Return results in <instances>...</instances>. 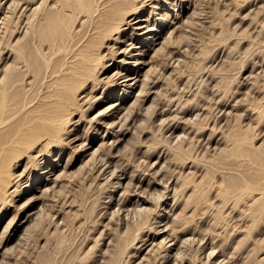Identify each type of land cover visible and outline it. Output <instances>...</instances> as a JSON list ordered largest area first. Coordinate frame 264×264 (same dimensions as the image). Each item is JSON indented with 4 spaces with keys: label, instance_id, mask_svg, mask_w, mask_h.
<instances>
[{
    "label": "rangeland",
    "instance_id": "1",
    "mask_svg": "<svg viewBox=\"0 0 264 264\" xmlns=\"http://www.w3.org/2000/svg\"><path fill=\"white\" fill-rule=\"evenodd\" d=\"M12 1L0 0V47L4 49L0 66L7 68L14 62L13 56L5 60L11 52L4 46L22 41L26 62L20 68L22 86L26 85V72L32 74L33 59L38 57L42 62L41 73L30 75L31 84L26 85L35 87L36 100L40 101L51 69L64 61L65 52H47L39 43L36 27L35 37L24 33L23 27L17 28L14 20L26 3L23 1L24 6L16 0L21 5L18 8L14 2L20 10L16 14L12 13ZM132 6L139 8L141 26L154 28L148 32L157 38V44L149 48L137 42V50L131 47L135 34L128 24H123L126 30L113 36L125 40L121 43L97 34L95 43L102 59L89 74L98 77L103 63L111 67L100 75L103 80L97 92L87 89L92 82L77 91L81 92L73 103L79 107L73 119L82 115L84 120L76 133L65 139L69 144L51 150L50 155L33 151L13 168L18 187L28 193L13 199L2 218L0 213V234L15 233L18 222L29 226L19 230L23 238L14 235L11 242L1 245L0 253L13 247L8 257L0 255V264H264V210L253 214L249 209L251 199L264 188V0H140ZM47 9L43 8L42 14ZM66 12L73 16L74 29L88 35L92 24L85 22L80 27L83 16ZM5 13L13 17L3 26ZM134 17L126 19L133 23L138 20ZM149 27L135 32L141 37ZM128 47L132 53L142 48L140 61L146 64L140 63L136 70L133 65L130 76L138 77L129 81L137 82L133 87L116 89L110 86L111 81L127 74L121 66L135 63L136 58L121 53ZM142 91L149 93L147 97ZM82 96L88 99L83 102L85 98L79 99ZM113 102H122L121 108H111ZM184 108L187 112L182 111ZM108 126L119 129L116 137L106 136ZM76 135L79 139L73 143ZM92 136L97 139L92 141ZM236 142L247 150L244 155L234 152ZM95 149H99L98 154ZM94 152L96 162L92 165ZM54 163L57 168H53ZM92 166L96 170H91ZM119 168L118 173H109ZM61 172H66L62 178ZM106 173L115 177L107 179L110 175ZM58 174L60 179L55 178ZM12 220L15 222L9 223ZM159 229L163 231L157 232ZM192 238L198 239L193 243ZM164 239L171 248L167 252L161 249L166 244ZM190 243L192 247L187 245ZM211 244L215 249L211 250Z\"/></svg>",
    "mask_w": 264,
    "mask_h": 264
},
{
    "label": "bare ground",
    "instance_id": "2",
    "mask_svg": "<svg viewBox=\"0 0 264 264\" xmlns=\"http://www.w3.org/2000/svg\"><path fill=\"white\" fill-rule=\"evenodd\" d=\"M21 1H22V3H23V1H24V3H26V7H24V8L22 7L23 10L21 11V15L19 14L17 16L16 14L18 13V10H19L18 8H21L20 7L21 5L19 4V3H21ZM21 1H19V3H17V1L14 0V2H16L17 5H19V7L13 1H12V4H11L12 6H13V4L16 5V6L14 5V8L18 7L17 8L18 10H16V8H15V10L12 11V13H15L17 11L16 14H15L17 16V19H15V20L12 19V20H14L16 22V24H19V25H17L18 26L17 28L23 27L22 29H26V31L24 33L30 32L32 37H35V32L38 33L39 43L41 45L46 46L47 52H52V54H55V53L63 51L65 53H64V56H63L64 57V61L63 62H58L56 67L54 69H51V71H50V73L48 75L50 78H49V80L47 82L46 90L41 95L40 101H37L36 100L37 96H36V92H35V87L32 88V86H30L29 88H27L26 85L31 84V80H28L30 75L33 74V76L35 77L39 73H41L42 62L39 61L38 57H35L33 59L32 64L30 66L32 74H29V72H26V74H25V76L27 75L26 76V80H25L26 85L22 86V83H21L22 74L20 72V68H22V67H24L26 65L25 58L22 56L24 43H22V41L19 42L18 39H17L16 40V44H8V46L6 44L4 46L5 50L9 49V52H11L10 56L6 55L7 57H6L5 60L6 61L8 59L11 60L10 58H11V56H13V60L12 61H14V62H13V64L11 66H9V65L6 66L7 68H5V64H3L5 62L1 63L4 66L3 65L0 66V213L2 214L1 218L3 217V214L8 211V206L10 204L12 205L13 199H17L16 198L17 196H23L26 193H28V190H26V189L21 190V188L18 187V185H20V184H17L19 182H18V179H16L15 172H13V170H14L13 168L18 166L20 164L19 162L22 159H24L26 156H28L29 153H31L33 151H38V153L42 152V153H44L46 155H50L52 153L51 150H55L58 147L59 148L63 147L66 143H68V142L65 141V139H67V138H69V136L75 134L76 131H77L78 126L80 125L79 123H81V121L84 120L82 115L77 120L73 119V115L75 114L76 110L79 107V105H75L73 103L75 96L76 95L79 96V94L81 92L80 91L77 94V91H79L82 88L84 83H88V82H92V85L87 87V89H89V92L90 91L94 92L97 89H99V87L101 86V82L103 80V77H101L100 75H102V73L105 72V71L107 72V70H109L110 67H111V64L103 63L101 68H100V71L98 72L99 73L98 77H92L89 74V72L92 71L93 69L94 70L97 69V67L99 65V62L102 59V56L98 53V47H97V45L95 43V38L97 37V34L102 35L103 37H105V39H113L114 41H116L118 43H121V42H124L125 40H120V39H118V37H113V36L115 34H119V33L123 32L124 30H126L127 27H123V24H128L130 29L134 30L133 33L135 34L134 37L131 36V38L133 39V42H131V44H130V45H132L131 47H133V48L137 47L138 48L139 46L138 45L136 46L137 42L144 43V45L149 46V48H152L154 43L157 44V42H156L157 38H153L151 36V34H149V32L151 30H153L154 28H150L148 25L141 26V23H142L141 22L142 19H140L141 15H137V14L140 13L139 12V8H138V6H132L134 1H140V0H56V1H53V0H41V1H39L40 3L38 2L39 4H37V6L34 5L35 6L34 8H32V5L35 2L37 3L38 0L37 1H35V0H21ZM47 2L49 3V5H47L48 4ZM24 3H23V5H24ZM11 5H9V8L12 10L13 7L11 8ZM43 5H44V7H42ZM43 8H48V9H47V11L45 13L42 14ZM1 9H2V7H1ZM2 10H5V6H3ZM6 10L8 11L9 9H6ZM11 10H9V11H11ZM66 10H70L71 12H79V14H81V16H83V19L81 21L80 27L83 26L85 22H90L92 24V28H90L89 31H88L89 34L88 35L86 34L87 36L85 35V32H84V34H80L79 28L77 30L74 29L73 16H72L71 13L66 12ZM3 12H5V11H3ZM22 14H24V15H22ZM7 15H8V13L5 15L7 18L4 19L5 23H3V26L8 25L7 22H9V21L7 19L10 20L13 17V16H11L13 14H10V16L8 15L9 17ZM132 15H135L134 19H136V18L138 19L136 22L135 21L133 22V23H138V26H136V27L133 26V23H131L132 20L127 21V19H126L127 17L132 16ZM14 21H12V22H14ZM148 21L149 20H147V22ZM23 23H25V24H23ZM35 27H36V31L34 32ZM144 27H149V30L148 29L145 30V32H143L141 37L138 36L139 35V31L135 32V30L136 29H141V28H144ZM6 28H8V27H6ZM14 29H16V28H14ZM75 30H76V33L74 34ZM1 31H3V30L1 29ZM27 35H29V34H26V36ZM148 39H151V40H148ZM1 45L2 44H1V41H0V46ZM69 47L71 49L69 51H66V50H68ZM137 48H136V50H137ZM3 51H4V49L0 47V55L3 53ZM142 51H143V49L139 48V51H136V53H132V50H129V47H128V48H125L121 52V53H126L127 52L125 55L128 56L129 58H133V57L136 58L135 59V63H132V66H128V67H126V65L125 66L122 65L121 67L124 70H126L127 74L121 75L119 77H116V80L114 79V80L111 81L112 83L110 82L111 83L110 86L112 85L113 88L117 89L118 87H121L122 85L125 86V87H133L134 86L133 84L137 83V82H134V81L133 82H129V81L133 80V79H135L137 77V76H134V75H133V77L130 76L131 72L134 71L133 65H134V68L136 70L140 63H145L146 62V61L145 62L144 61H140V59H141L140 55H142V53H144ZM115 52L118 53L117 51H115ZM5 53L7 54V52H5ZM172 53H173V51H172ZM173 56L175 57V54ZM122 60L123 59H121V61ZM128 61L125 62V63H128ZM6 64H7V62H6ZM166 65L167 64H165V66ZM169 66H168V68H169ZM166 69L164 70L165 72H166ZM118 74H119V72H118ZM164 75H163V77H164ZM121 77L122 78L125 77V79L119 80V78H121ZM135 81H137V79ZM156 81L158 82L159 80H156ZM155 84H157V83H155ZM150 87H151V85H150ZM123 89H124V87H123ZM141 90H143V89H141ZM125 91H126V89H125ZM144 92H146V91H144ZM144 92L142 93V95L144 94ZM140 93H141V91H140ZM148 94L146 92V97H147ZM79 99H84L83 100V102H84L88 98H86V96L85 97L82 96ZM121 104H122V102H118V103H115V104L113 102V103H111L110 107L111 108H117L116 109V111H117V110H119L121 108V106H119ZM168 104H170V103H168ZM90 105H91V103H90ZM132 110L133 109L130 110V113L132 112ZM183 110L185 112H187V110L185 108L182 109V111ZM137 112H138V110H137ZM178 112H180V111H178ZM113 113H115V111L112 112L110 115H112ZM134 113H135V111H134ZM176 115H177V112H176ZM176 117H174V118H176ZM128 118H131V115H130V117L128 116L127 119ZM176 120H177V118H176ZM163 121H165V119ZM98 123H100V122H98ZM167 123H168V121H167ZM167 123H166V125H168ZM115 124H117V123H114V125ZM125 124H127V123H125ZM129 124H130V122H129ZM163 124L165 125V122ZM187 124H186V126H187ZM101 125H102V123L100 124V126ZM122 125H120V126H122ZM172 125H174V124H172ZM177 125H179V124L177 123ZM104 126H106V124ZM188 126H189V124H188ZM115 127H116V125H115ZM106 130H107L106 136L107 135H110V136L113 135L114 137H116L118 135V130L119 129L117 131L113 130V127L111 126V128L110 127H109V129L106 128ZM121 130H122V127H121ZM190 130H191V128H190ZM120 131H119V133H120ZM214 132H216V131H214ZM188 133H189V131H188ZM79 136L76 135L74 138H72L71 141L72 142H73V140L76 141V139H79ZM87 139H88V137H87ZM95 139H97V136L96 137L95 136L91 137L92 141H95ZM117 140H118V138H117ZM84 144H85V142H84ZM105 144H107V143H105ZM116 146H117V144H116ZM84 147L87 148V147H91V146H87V147L84 146ZM84 147H83V149H84ZM101 147H102V145H101ZM112 147H113V145H112ZM113 148H115V146ZM99 149H101V148L99 147ZM99 149L96 150L95 152L97 153V151H99ZM233 150H234V152H236L239 155H244L247 152V150L243 149L241 147L240 143H237V142L234 143ZM85 151H87V150H85ZM95 152H94V154L92 153L93 156L91 155L92 156L91 163L94 160H95L94 162H96L95 156L98 153L96 154ZM99 153H101V152H99ZM113 154H114V157H115V153H113ZM101 155H100V157H101ZM104 155L107 156V154H104ZM100 157H98V158H100ZM255 158H258V156H256ZM53 160H54V158H53ZM111 160H112V158H111ZM38 161L36 163L35 162L34 163L37 164V163H39ZM97 161H98V159H97ZM107 161L109 162V160H107ZM17 163H19V164L17 165ZM57 163H59V161ZM100 163H101V161H100ZM105 163H106V161L104 162V165H105ZM93 164L94 163H92V165ZM109 164L107 163V165H109ZM57 165L58 164L54 163L53 164V168H57ZM96 165L97 164L95 163L94 166H96ZM98 166L99 165H97V167ZM116 167H118V166L115 165V168ZM37 168H38V166L34 167V169H37ZM92 168L94 170H96V168H94L93 166L91 167V170H93ZM100 168H101V166H100ZM103 169H104V167H103ZM112 169H113V167H112ZM107 170L108 169H106V171ZM114 170H116V171L113 172V170H111V171H109V173L112 172L114 174L118 170H120V168L119 169H114ZM163 171H164V169H163ZM100 172H102V169H101ZM65 173L66 172H61L62 175L65 174ZM94 173H95V171H94ZM153 173H151V174H153ZM157 173L160 175L159 172H157ZM61 174H58L57 177H55V178L58 179V177ZM98 174L97 175L100 176V173H98ZM102 174H104V173H102ZM62 175L60 176L61 178L64 177V175L63 176ZM107 175L108 174L106 173V176ZM155 175H157V174H155ZM155 175H153V176L151 175V176L154 177ZM17 176H18V174H17ZM110 176L106 177V178L107 179L109 178L111 180L112 176L115 177L114 175H110ZM60 177H59V179H60ZM156 177L157 176H155V178ZM98 178L101 179L102 176L98 177ZM103 178H104V176H103ZM34 179L35 178H33L32 181H34ZM47 179L48 180L49 179L52 180V178H47ZM57 179H56V181H57ZM117 179H119L118 175H117ZM159 179L161 180V178H159ZM156 180H158V179H156ZM150 181L152 183L154 182V180H150ZM114 182L116 183V181H114ZM120 182H119V184H120ZM152 183H150V184L152 185ZM159 183L161 184V181ZM119 184H118V186H119ZM164 184L165 183H162V185H164ZM166 184H167V182H166ZM194 184L196 186H198V183H194ZM27 186H28V184L24 185L23 187H27ZM196 186H195V188H196ZM169 188H170V185H169ZM169 188H168V190H169ZM113 189H116V188L114 187ZM155 189H158V188H155ZM164 189L167 190L166 187ZM146 190H144V191L147 192ZM166 190L161 192V193H163L162 196L165 195ZM142 191H143V189H142ZM151 191H152V189H150V192ZM142 194H145V196H146L147 193L143 192ZM139 195H141V194H139ZM148 196H147V198H151V196L150 197H148ZM162 196H160V197H162ZM35 199H34V201H35ZM159 199L162 200L161 198H159ZM160 200H158L159 201L158 204H160ZM10 201H11V203H10ZM32 201H33V199H32ZM139 201H141V200H139ZM65 203H66V201H65ZM135 203H140V202H135ZM138 205L139 204H136V206H138ZM142 205H144V204L142 203ZM145 207H147V206H145ZM249 209H250V211L253 214H257V213L263 212V210H264V188L261 189L259 196L254 197V198L251 199V202L249 203ZM161 215L162 214L160 213L159 216H161ZM31 216H32V214H31ZM31 216H29V217H31ZM16 217L18 218V216H16ZM32 218H34V217H32ZM218 218H219V215H218ZM29 219L31 220V218H29ZM15 220H16V218H15ZM217 221H219V220L217 219ZM11 222L14 223L15 221L12 220L9 223H11ZM13 223H11V224H13ZM18 223H16V225L13 228V230L15 229L14 230L15 233L9 232L7 234V232H8L7 231L3 235H2V233L0 234V236H3V237H0V249H2L3 246H5L9 242H11L13 240V238H15L14 235H16L18 238L19 237L23 238V236L19 235V230L20 229H27L29 225H26V228H25L24 224H21V223L18 224ZM8 225L9 224H7V227H8ZM9 227L11 228L12 226L9 225ZM10 228H9V231H10ZM5 229L7 230V228H5ZM183 230H185V232H186V228L185 229L183 228ZM159 231H160V229L157 230V232H159ZM161 231H163V229ZM191 231H193V230H191ZM2 232H5V231H2ZM23 233H25V232H23ZM191 234L194 235V232L191 233ZM171 235H172V237L174 236L173 233H171ZM164 237H166V236H164ZM140 238H142V237H140ZM187 238L188 237H186V239ZM189 238L191 239V237H189ZM165 239H164V242L166 243L167 241H165ZM174 239H177V238H174ZM186 239H185L184 243L186 242ZM190 239H189V241H190ZM197 239L194 238L195 241H197ZM138 240H139V237H138ZM141 240H143V239H141ZM170 241L171 240H169V242ZM177 241H178V239H177ZM195 241H193V238H192V242L194 243ZM160 243L162 244V242H160ZM191 243L187 244V245L191 246ZM2 244H3V246H1ZM157 244H158L157 246H159V242ZM197 244H198V242H197ZM204 244H206V243H204ZM207 244H208V242H207ZM209 244H210V242H209ZM10 246L13 247L12 245H10ZM199 246H197V248ZM11 247L5 248L6 250L4 249L3 250L4 252L2 251V253H0V255H2L3 257H6L8 252H11L9 250V249H11ZM162 247H161V249L163 250L165 248L166 252H167V249H169V248H167V243L164 245L163 248ZM158 248H160V247H158ZM181 248H182V246L180 247V249ZM210 248H211V250H212V248L215 249V245L214 246L212 245V247H210ZM140 249H139V251H140ZM177 252H179V251H177ZM181 252H182V250H181ZM181 252H179V253H181ZM161 253H162V251H161ZM186 254H188V253H186ZM186 254L185 255L183 254V255L187 257ZM211 254H213L212 251H211ZM168 256H169L168 254H165L166 258ZM208 256H210V253H209ZM211 256H213V255H211ZM211 256H210V259H211ZM165 257H163V258L166 259ZM179 257L182 258L183 256L181 255ZM179 257H177V259ZM186 257H185V260H187ZM214 257H216V256H214ZM183 259H184V257L181 260H183ZM208 259H209V257H208ZM214 262H216V260ZM219 262H221V260ZM191 263H193V262H191Z\"/></svg>",
    "mask_w": 264,
    "mask_h": 264
}]
</instances>
